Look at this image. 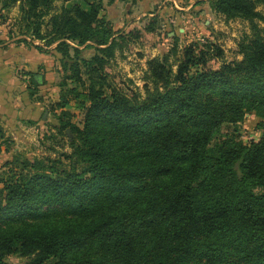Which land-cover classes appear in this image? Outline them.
Listing matches in <instances>:
<instances>
[{"label": "trees", "instance_id": "obj_1", "mask_svg": "<svg viewBox=\"0 0 264 264\" xmlns=\"http://www.w3.org/2000/svg\"><path fill=\"white\" fill-rule=\"evenodd\" d=\"M17 1L42 17L52 0L1 8ZM88 5L54 14L47 34L32 22L31 34L56 42L66 64L73 58L85 98L78 85L61 95L62 126L77 133L67 164L17 154L6 162L0 264L13 252L34 254L35 264H264V35L255 22L264 23V0H210L215 12L251 22L240 60L210 68L220 48L192 42L175 70L166 55L148 61L143 92L108 81L119 34L101 0ZM79 46L95 53L85 58ZM71 98L80 128L63 108ZM247 111L261 118L259 140H216ZM4 134L0 121V152Z\"/></svg>", "mask_w": 264, "mask_h": 264}, {"label": "rangeland", "instance_id": "obj_2", "mask_svg": "<svg viewBox=\"0 0 264 264\" xmlns=\"http://www.w3.org/2000/svg\"><path fill=\"white\" fill-rule=\"evenodd\" d=\"M92 1L52 0L49 12L42 17H27L26 5L19 1L6 9L1 8L0 4V43L20 45L27 51L24 57L26 66L12 72L15 82L9 79L5 89L8 99L16 98L24 102L25 110L16 118L7 115L3 121L7 126L6 129L3 126L5 137L0 152V201L4 199L2 178L6 162L14 155L30 160L60 159L65 164L70 160L65 156L71 153V139H77V133L68 126H62L66 117L60 115L63 103L61 95L75 85L80 90L78 98H85V93L82 84L71 77L73 70L67 66L73 58L67 60L66 64L61 53L55 49L56 42L47 44V36L35 37L31 34V25L32 22H40L41 34H47L54 14L74 5L87 9ZM101 3L100 14L119 34L114 57L105 64V72L112 86L127 92H143L148 61L154 57L166 55L175 70L185 46L192 42L199 45L212 43L221 52L209 56L208 67L217 69L226 62L240 60L239 44L253 34L249 20L229 18L215 12L210 0H101ZM256 9L264 14L263 5H258ZM150 18H155V21L151 22ZM255 22L264 35V23L257 19ZM150 25L153 28H149ZM68 43L73 45L70 40ZM94 53L92 47L81 51L85 58H90ZM29 72L35 76L30 78ZM29 106L32 108L30 111ZM63 108L73 114L69 118L80 128L83 112L78 102L71 98ZM260 121L255 112L247 111L236 124H224L216 134V140L221 141L227 136L237 137L243 142L259 140L263 133ZM5 258L10 264H35L34 254L23 256L13 252Z\"/></svg>", "mask_w": 264, "mask_h": 264}, {"label": "crops", "instance_id": "obj_3", "mask_svg": "<svg viewBox=\"0 0 264 264\" xmlns=\"http://www.w3.org/2000/svg\"><path fill=\"white\" fill-rule=\"evenodd\" d=\"M2 29L0 28V31ZM7 42L0 43V120L6 129V124L3 122L7 115L14 116L22 113L25 110L24 102L20 99H8L6 96V87L9 79L15 82V76L12 75L16 68L26 66L25 55L27 51L20 45H6ZM9 75L11 77L9 78ZM32 106V104H31ZM29 111L32 110L29 106Z\"/></svg>", "mask_w": 264, "mask_h": 264}]
</instances>
